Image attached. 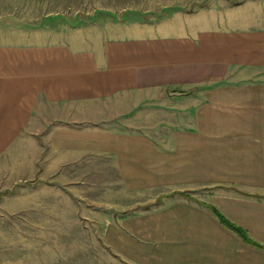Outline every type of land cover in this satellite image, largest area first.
Here are the masks:
<instances>
[{"label":"crops","instance_id":"1","mask_svg":"<svg viewBox=\"0 0 264 264\" xmlns=\"http://www.w3.org/2000/svg\"><path fill=\"white\" fill-rule=\"evenodd\" d=\"M0 8V36L16 37L0 40V201L16 189L19 202L2 201L0 209L12 210L15 224L59 225L56 211L73 203H55V183L67 194L104 170L106 157L124 190L220 183L257 194L264 187V135H246L239 171L217 163V137L200 135L204 127L264 128V17L249 23L234 14L219 24L200 11L124 23L96 17L69 21L62 37L20 40L17 34L34 37L57 21L42 27L36 16L6 11L4 0ZM162 97L179 105L181 116L191 112L187 125L176 126L189 129L158 142L114 124L116 107ZM219 112H241L242 123L227 114L228 123H219ZM43 190L48 203H41ZM207 202L264 245V199L225 189ZM118 222H104L102 241L132 264H264V249L185 198Z\"/></svg>","mask_w":264,"mask_h":264},{"label":"rangeland","instance_id":"2","mask_svg":"<svg viewBox=\"0 0 264 264\" xmlns=\"http://www.w3.org/2000/svg\"><path fill=\"white\" fill-rule=\"evenodd\" d=\"M17 2H20L22 7ZM4 3L7 4L6 11L19 9L17 13L22 11L21 16L24 15V18L30 16L40 18L37 20H40L42 27L46 22L57 21V25H48L43 31L34 34V37H23L17 34L20 40L62 37L65 35L63 30L67 29L70 23L80 24L84 21H92L96 17L104 21L115 18L124 23L130 17L147 20L156 18V15H161V12H163L161 16H164L165 13L176 10L184 13L200 11L205 13L206 17L215 16L218 24L225 22L227 16L234 14L247 16L249 23L264 17V0H4ZM37 20L35 22H38ZM12 34L1 35L0 40H15L16 37ZM166 98L146 99L142 103L129 105L133 109L125 105L116 107L114 114L118 117L113 120L114 124H118L117 126L122 129L126 126L129 130L146 132L156 137L158 142L162 140V137L170 136L175 130L189 129L176 126L187 125L192 119L191 112H185L184 116H181L183 110H179V105L171 103V99L168 100L170 104H164ZM225 114L228 116L227 120L230 117L234 119V124L242 123L241 112L216 113L223 119L219 123H228L224 121ZM200 135L217 137L218 144L214 155L217 157V163L222 164V167L231 163L232 169L239 171L241 146L247 138L246 135L262 136L264 128L204 127L200 129ZM109 159L110 157H106L104 170L99 168V171H94L90 180L83 177L84 184L67 186L71 188L67 194L59 189L61 184L58 181L55 183V203H73L72 209L56 211L57 218L61 219L58 222L59 225H17L15 224L16 215H13L12 210L0 209V264H132L126 258L115 257L109 245H104L102 227L106 220L110 219L118 224L121 217L158 210L178 198H185L174 194L175 191H186L191 196L207 202L208 194L216 190H232L227 188L228 185L220 183H211L197 191L192 190L193 185H189L191 189L181 190H174L172 186H154L135 191L124 190L122 181L116 178L117 173L109 167ZM234 178L239 180L240 176ZM76 179L79 181L81 178L76 177ZM46 181L49 183L50 180ZM85 181L89 184L85 185ZM60 187L64 188L63 185ZM42 192L45 202L41 203H48L46 202L48 193L46 190ZM50 193L53 192L50 191ZM17 194L16 189L10 193L4 192L1 196L6 197H3L0 202L19 203L15 197ZM257 194L260 195L258 199L263 200L264 187H260ZM10 196L14 199L13 202H7ZM147 207L150 209L145 210ZM65 217L73 221L67 223L64 220Z\"/></svg>","mask_w":264,"mask_h":264},{"label":"trees","instance_id":"3","mask_svg":"<svg viewBox=\"0 0 264 264\" xmlns=\"http://www.w3.org/2000/svg\"><path fill=\"white\" fill-rule=\"evenodd\" d=\"M227 188H230L239 194H245V195L254 196L256 198H260V195H258L256 193L255 194L247 193L246 191L238 188L236 185H233V184L228 185ZM173 193L179 194V195L185 197L188 201L196 203L199 206L208 209L225 228L234 232L245 243L252 245V246H255L257 248L264 249V245L262 243L258 242L254 238H252L245 228H243L241 225H239V224L235 223L234 221H232L231 219H229L213 203L199 200V199L195 198L194 196H191L190 194H188L186 191H175ZM155 205H156L155 207L158 206L157 203H155ZM148 209H150V208L147 207L145 210H148Z\"/></svg>","mask_w":264,"mask_h":264}]
</instances>
